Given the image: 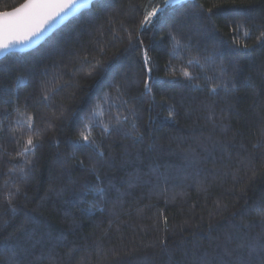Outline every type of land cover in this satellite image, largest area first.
<instances>
[{"label":"trees","instance_id":"16d2710c","mask_svg":"<svg viewBox=\"0 0 264 264\" xmlns=\"http://www.w3.org/2000/svg\"><path fill=\"white\" fill-rule=\"evenodd\" d=\"M262 33L264 0H97L1 58L0 264H262Z\"/></svg>","mask_w":264,"mask_h":264},{"label":"snow or ice","instance_id":"6c2138e0","mask_svg":"<svg viewBox=\"0 0 264 264\" xmlns=\"http://www.w3.org/2000/svg\"><path fill=\"white\" fill-rule=\"evenodd\" d=\"M90 2L91 0H29L28 3L22 5L21 8L16 9L15 12L2 14L4 17H11L16 16L18 13H23V15L15 22L4 20L0 23V51H6L16 43H22L33 36L39 35L48 27L52 26L62 14L70 15L79 11L81 8L87 7ZM169 3L179 4L181 3V0H165V4ZM154 14L155 10L153 13L146 16L145 20H148L149 17ZM262 36H264V33H262ZM179 43L180 42L177 41V45H179ZM221 71H224L223 68ZM184 75L189 79L193 78L188 72H185ZM144 87L147 91H151V86L147 81L144 82ZM211 91L216 93L217 88H213ZM45 99H47L46 96ZM174 118V113L169 111L168 119L171 120ZM119 122V117H117V123ZM29 128H31V124H29ZM105 131L107 132L109 129L105 127ZM80 140L98 150L99 146L96 145V142L92 140L89 135L82 134ZM35 146L33 140L29 138L27 146L25 147V152L30 151L35 148ZM99 155L102 157L103 152H99ZM21 171H23V169H21ZM92 171H95V169H92ZM97 179H99V177H97ZM17 192H19V188L17 189ZM9 205L11 206V198H9ZM13 211H15L14 208ZM256 211L264 217V207L257 206ZM261 223L264 224V220H262ZM255 250L256 249L253 248V251ZM259 252L264 254V243L259 245ZM239 264H245V262L240 261ZM262 264H264V259H262Z\"/></svg>","mask_w":264,"mask_h":264},{"label":"water","instance_id":"95a60500","mask_svg":"<svg viewBox=\"0 0 264 264\" xmlns=\"http://www.w3.org/2000/svg\"><path fill=\"white\" fill-rule=\"evenodd\" d=\"M95 1L97 0H91V2L88 4L87 7L81 8L79 11H76L70 15L62 14V16L60 18H57V21L52 26L48 27L45 31L41 32L39 35L33 36L22 43H16L6 51H0V59L6 56L8 53H15V52L24 53L35 49L41 43H43L51 34H53L57 29H59L61 26H63L65 23L71 20L73 17L79 15L82 11L89 9L92 3H94ZM181 1H186V0H181ZM28 2L29 0H25L23 3H21L20 5H18L13 9L0 12V23H2L4 20H8L9 22L17 21L18 18L23 15V13H18L16 16H11V17H4L2 14L13 13L15 12L16 9L21 8L22 5Z\"/></svg>","mask_w":264,"mask_h":264}]
</instances>
